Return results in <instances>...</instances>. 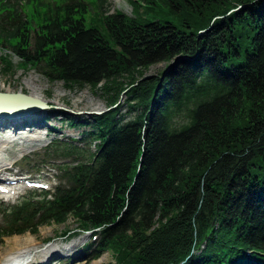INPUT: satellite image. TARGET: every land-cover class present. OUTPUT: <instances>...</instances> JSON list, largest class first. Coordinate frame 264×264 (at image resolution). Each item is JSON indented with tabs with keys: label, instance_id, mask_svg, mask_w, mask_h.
<instances>
[{
	"label": "trees",
	"instance_id": "1",
	"mask_svg": "<svg viewBox=\"0 0 264 264\" xmlns=\"http://www.w3.org/2000/svg\"><path fill=\"white\" fill-rule=\"evenodd\" d=\"M108 3L0 0L2 75L17 58L118 104L34 153L61 183L2 207L1 244L74 220L98 230L95 259L264 264V0Z\"/></svg>",
	"mask_w": 264,
	"mask_h": 264
},
{
	"label": "rangeland",
	"instance_id": "2",
	"mask_svg": "<svg viewBox=\"0 0 264 264\" xmlns=\"http://www.w3.org/2000/svg\"><path fill=\"white\" fill-rule=\"evenodd\" d=\"M108 4L111 6V12H115L116 10L122 11L127 14H132V7L130 4V0H108ZM165 64L161 63L158 65H154L150 68L147 72L148 76L153 74H157L160 70L164 68ZM33 77V78H32ZM12 83L14 87H20L21 84L24 86V91L26 93H30L33 89L36 91L44 92V97L53 103L55 106L64 107L66 108V112L62 111L65 115H59L57 118H54L50 125H53L56 131H59L60 135L65 136H75L78 137L84 131V129H92L91 126L86 124L85 126L80 125H73L71 126L68 123V117L72 118L70 115H76L74 118L77 120L87 119L92 117L95 112L105 111L110 108V105L107 102V99L100 92H94L91 90L90 87H73L70 88L68 85H64L63 82H52L42 73L36 70H22L19 67H15L14 72L11 74H4L2 75V65L0 63V86L5 87V83ZM51 91V95H48L46 92ZM122 104V113L127 114L128 105L126 103V94L124 93L119 100ZM55 112V113H54ZM52 111L51 115L57 113V111ZM80 112V113H79ZM76 113V114H75ZM131 115H128L129 118ZM84 125V124H82ZM94 129V127H93ZM58 132L52 133L51 136H54ZM10 131L8 132H1L0 138L6 139L10 135ZM29 133L24 130L22 134H19L13 142L9 146V150L7 153L3 154L4 164L1 169L11 168L12 172H20L22 174L27 173L26 170L28 166L24 164V160L21 158L31 152L40 149L43 145H47L49 142V137L46 135V130L42 129L38 131V134L35 135L38 139L34 142L28 141L24 142L20 140L19 137L27 136ZM13 135V134H12ZM24 148L25 150L21 152V149ZM40 151V150H38ZM12 164H14L12 166ZM0 169V170H1ZM52 171L42 173L41 171L38 172L37 175H32L35 178L45 179L47 177L55 176L50 181L52 185H56L58 183L57 176H59V171L56 169L51 168ZM28 193L27 189L17 188L13 193L9 196H5L2 203L3 206H7L10 202L19 201L22 199V196ZM17 201V202H18ZM12 204V203H11ZM77 224L74 220H70L66 225H44L40 228V232L37 235L32 234L31 232H27L22 235H13L10 237L4 238V242L0 244V259H3V255L10 251V248L18 243H26L30 239H35V245L33 248L35 249L37 254L41 252L52 249L56 252H59L65 246L66 237L62 234V232L68 229H76ZM90 240V233H81L75 239V243L78 245L70 253L74 256H71L68 259L62 260L60 264H117L115 260V256L112 252H105L103 253L98 259H91L92 254L90 251L85 253L84 258L75 259V255L80 254L82 250V246L85 245ZM33 259L35 261L34 264H46L45 262H41L43 260L40 256H35ZM101 259V260H100ZM50 260H56L52 258ZM75 262V263H73Z\"/></svg>",
	"mask_w": 264,
	"mask_h": 264
},
{
	"label": "bare ground",
	"instance_id": "3",
	"mask_svg": "<svg viewBox=\"0 0 264 264\" xmlns=\"http://www.w3.org/2000/svg\"><path fill=\"white\" fill-rule=\"evenodd\" d=\"M0 91H4V92L23 91L24 92V86L23 84H21L20 87L17 88V87H14L12 83L6 82L5 87L0 86ZM27 94L35 98H38L39 100H43L46 102L49 101L44 97V92L42 91L38 92L36 91V89H33V91ZM94 116L95 115H92L91 118H94ZM20 117L22 116L16 115V116H11V117L0 118V119L7 118L6 120H0V125H1L0 132L9 131L8 128L9 126H12V124L16 126V129H14L13 131L11 130V134L6 139L0 138V169L4 167L3 166L4 164L3 153L7 152L9 146L13 142H15V138H16L15 136L18 135V133H20L18 131H20L21 129H25L26 127L31 126L33 124V123L25 122V126H24V123L21 120H19ZM8 118H11V119H8ZM35 128L38 129V127H35ZM30 132L34 133V131H30ZM19 139L23 140L24 142H28V141L34 140L35 138H28V137L21 136L19 137ZM24 150L25 149L22 148L21 152H23ZM34 242H35V239L29 238V241H27L26 243H21V244L18 243L14 245L13 247L10 248V251H7L3 255V259H0V264H34L33 262L35 261V259L33 258L38 255L40 256V258L43 259L41 260L40 263L42 262L46 263L48 260L56 256L57 252L52 249H48V250L41 252L40 254H37L35 249L33 248V246L35 245Z\"/></svg>",
	"mask_w": 264,
	"mask_h": 264
},
{
	"label": "water",
	"instance_id": "4",
	"mask_svg": "<svg viewBox=\"0 0 264 264\" xmlns=\"http://www.w3.org/2000/svg\"><path fill=\"white\" fill-rule=\"evenodd\" d=\"M162 79H164V77H162ZM158 89H159V87H158ZM158 89H157V91H158ZM157 91H156V92H157ZM18 95H19V94H18ZM28 96H29V95H27L26 97H28ZM28 98H29V99H32V100H35L34 98H32V96H29ZM36 101H37V100H36ZM40 103H42V102H40Z\"/></svg>",
	"mask_w": 264,
	"mask_h": 264
}]
</instances>
